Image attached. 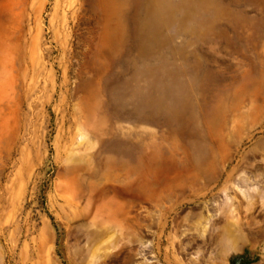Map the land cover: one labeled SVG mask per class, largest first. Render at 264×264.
I'll use <instances>...</instances> for the list:
<instances>
[{
  "label": "rangeland",
  "instance_id": "rangeland-1",
  "mask_svg": "<svg viewBox=\"0 0 264 264\" xmlns=\"http://www.w3.org/2000/svg\"><path fill=\"white\" fill-rule=\"evenodd\" d=\"M239 258L264 264V0H0V264Z\"/></svg>",
  "mask_w": 264,
  "mask_h": 264
},
{
  "label": "water",
  "instance_id": "water-1",
  "mask_svg": "<svg viewBox=\"0 0 264 264\" xmlns=\"http://www.w3.org/2000/svg\"><path fill=\"white\" fill-rule=\"evenodd\" d=\"M239 261H240V258L237 259V261H234L233 264H240Z\"/></svg>",
  "mask_w": 264,
  "mask_h": 264
},
{
  "label": "bare ground",
  "instance_id": "bare-ground-1",
  "mask_svg": "<svg viewBox=\"0 0 264 264\" xmlns=\"http://www.w3.org/2000/svg\"><path fill=\"white\" fill-rule=\"evenodd\" d=\"M143 149H145V148H143ZM146 155V154H145ZM153 179V178H152Z\"/></svg>",
  "mask_w": 264,
  "mask_h": 264
}]
</instances>
